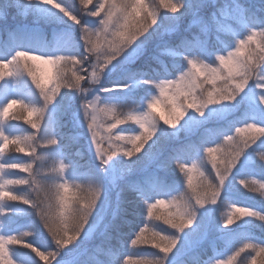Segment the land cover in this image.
Wrapping results in <instances>:
<instances>
[{"label":"snow or ice","instance_id":"1","mask_svg":"<svg viewBox=\"0 0 264 264\" xmlns=\"http://www.w3.org/2000/svg\"><path fill=\"white\" fill-rule=\"evenodd\" d=\"M38 3L58 10L76 31L60 30L40 51L18 48L0 58V85L23 79L35 97L0 101V217L13 211L10 203L26 206L54 247L37 248L24 239L28 231L0 232V264H23L12 255L17 246L56 264L62 252L96 234L105 243L80 264H166L178 249L189 264H264V211L230 202L222 223L211 215L228 202L229 179L251 187L247 177L256 175H234L249 152L261 171L252 191L264 202V2L229 4L242 31L222 47V11L214 0ZM37 25L31 0H4L0 28L17 33ZM110 68L125 74L123 83L103 85ZM130 86L144 92L135 106L104 95ZM66 95L75 102L71 111L60 103ZM21 120L29 127L8 131ZM81 136L96 163L70 178L79 163L67 149ZM9 148L23 155L5 158ZM177 184L175 195L167 191ZM133 203L140 223L126 233ZM245 218L247 234L227 258L208 256L213 237ZM137 246L159 255L132 261L131 253L120 254V247Z\"/></svg>","mask_w":264,"mask_h":264},{"label":"trees","instance_id":"2","mask_svg":"<svg viewBox=\"0 0 264 264\" xmlns=\"http://www.w3.org/2000/svg\"><path fill=\"white\" fill-rule=\"evenodd\" d=\"M31 2H32V6L35 9L36 16L38 17V22H40L38 23L40 25L37 26L41 28L37 30L33 29L32 31H28V32H17V33H11L10 31L0 28V58H5L11 55L12 52L18 48L32 50V51H40L52 43L50 42V39L54 36V34L59 32L60 30H63V32L72 31V33H75L76 31L75 26L70 21H68L66 17H63L62 13H60L58 10L54 9L51 12H48L47 14L44 15V12L43 13L40 12V10L37 7V0H31ZM67 2L74 5L75 7L80 6L79 0H67ZM93 2H96V0H93ZM232 2L233 0H214V3L222 11V17L220 20L222 31L218 34L220 37V40L217 41L218 47H222L223 43L225 42V38L230 37L233 32L242 31L241 25L238 24L234 19L235 13L233 11H230L228 7L229 4H231ZM241 2L248 3L251 6L255 7L257 4L264 2V0H241ZM3 6H4V0H0V10H2ZM42 20L45 21L46 23L43 22ZM184 23L185 24L187 23V19H185ZM257 39H259V37H257ZM164 59L166 63L170 64L172 62L170 57H164ZM115 70L116 69H114V71ZM154 74L155 73L149 70V75H154ZM124 80H125V74L123 72H120L119 74H111L106 77H103V85L105 87H108L112 83H123ZM22 89L25 92V94L30 91L28 97L29 99H31V97L34 96L33 91L30 89V87L28 88L23 86L20 89V92L22 91ZM104 95H106L111 102H122L126 106H135L138 103H140L141 97L144 95V92L140 87L136 86L135 88H129L123 91H113L110 94H104ZM248 95L249 96L254 95V91L252 89H249ZM25 99L29 100L27 98ZM60 103L63 106L68 107V105L66 104V99H62ZM13 123L15 125L12 126L13 128L12 130L15 131L14 133H19V131L16 130L18 128L21 129L20 125H23L24 122L14 121ZM83 140L84 141L87 140L85 136H83ZM206 146H210V144ZM8 150L10 151L5 152L6 158L9 156V158L12 159L11 157H14L15 155L17 156L21 155L20 153L13 152L15 150L12 151V148H9ZM73 159L75 161H78V159L75 158ZM244 160H245V165L241 166L234 173V175L236 176H245L249 174L256 175L255 177L253 176L247 177L251 187L249 189H245L242 186H240L238 183H236L234 180L229 179L224 194V198L227 199L228 202L221 203L220 205L215 206L211 214L214 223L218 221L222 223L223 219L226 218V215L230 210L228 206L230 202H237L239 203L238 206H246V205L253 206L260 209L261 211H264V202H261L259 196L255 195L257 192L252 191L253 188L256 189L259 188L258 184L252 185V180L259 179L260 178L259 175H261L259 161L253 156L251 152H249L247 156L244 157ZM252 160H256V164L249 166L248 162ZM88 163L91 165L84 167L83 172H85L87 169L95 165L92 158ZM73 172H74L73 175H75L74 178H80V172H77L75 170H73ZM194 182H199V178L197 177L194 180ZM167 191L175 195L176 194L175 192L179 191L178 184L170 185L167 188ZM129 209H130V213L133 215L134 223L124 229L126 233L130 232L132 229L136 227L138 223H140V217L136 215L137 209L134 203L129 204ZM33 219L35 225L36 224L39 225L38 221H36L34 217ZM39 227L43 233V236L45 237V238H39L40 240L39 245L40 246L43 245L41 249L51 250V248L54 247V245L51 244L50 238L47 236V234L42 229V227L40 225ZM249 227H250V221L247 218H245L234 224L231 227V229H224L222 233H218L213 237L211 245L206 246L208 253L207 255L214 256L215 258L226 259L227 254L224 253H227V251H229V248L231 246H234L235 244L239 243L240 240L244 238V236L247 234V229H249ZM121 239L126 240L127 236L126 235L122 236ZM104 243H105L104 238L99 234H96L90 240L82 239L81 241H78L77 244L74 246L73 251H67L68 259L66 264H80V261L85 260L87 255L92 253L93 249L97 245H102ZM126 251L132 254V261H135L142 257H147L151 259L152 254L159 255L156 249H152L150 247L137 246V247H130L128 249L126 247H120L121 255ZM38 264H42V263L38 262ZM166 264H189L188 253H186L183 249H178L175 257L170 256L166 261Z\"/></svg>","mask_w":264,"mask_h":264},{"label":"rangeland","instance_id":"3","mask_svg":"<svg viewBox=\"0 0 264 264\" xmlns=\"http://www.w3.org/2000/svg\"><path fill=\"white\" fill-rule=\"evenodd\" d=\"M37 7L40 10V12H44V15L47 14L48 12H51L52 8H50L49 6H45L42 4L38 3L37 0ZM41 21V20H39ZM43 21V20H42ZM45 22V21H43ZM40 23V22H38ZM46 23V22H45ZM40 25V24H38ZM41 28V27H40ZM39 26H37L34 30L40 29ZM65 34L67 33H72V31H65ZM54 36L50 39V42H53ZM41 70L38 69V73ZM121 71H119L118 69H116L114 71V68H110L109 71H107L104 75V77L111 75V74H119ZM103 79V78H102ZM30 87V89L32 90L31 86L29 83L25 82L23 79L19 80L16 83H9L8 87L5 88L3 85H0V101H2L6 95H11V94H16L19 96H22L23 98H27L29 99V92H27L25 94V92L22 91L20 92V89L22 87ZM136 86H130L129 88H135ZM128 88V89H129ZM29 89V90H30ZM127 90V89H125ZM114 91H123V90H114ZM34 96L31 97V99H33ZM62 99H66V104L68 105L69 111L73 110L75 108V102L70 100L69 97L66 95L64 96ZM64 102V101H63ZM18 114H19V110ZM20 122H23L22 120ZM70 123V122H69ZM21 129L18 128L16 131H21L23 132L25 130V128H28L29 126L26 124L20 125ZM12 126L8 127V131L10 132H15L14 130H12ZM16 129V128H15ZM212 146V145H210ZM15 150L14 148H12V151ZM68 152H70L72 154V158L78 159V167L75 169V171L83 173V168L87 167L89 164L88 162L90 161V159H93L94 164L96 163V161L94 160V158L92 157L91 153L88 150V146H87V140L84 141L83 140V136L80 137V142L79 144H73V145H69L68 147ZM6 151H10L8 149H6ZM77 151H79V154H77ZM15 152V151H13ZM16 153V152H15ZM89 154V155H87ZM23 154L17 156L15 155L14 157H11V160H16L17 158L21 157ZM74 156V157H73ZM6 158V157H5ZM9 158V156L7 157ZM88 162H87V161ZM73 170H70L68 173V176L70 178H74L75 175H73ZM6 178H11V177H6ZM197 178L196 174L194 173V180ZM256 196H259V192H257L255 194ZM9 208H12L13 211H11L10 213L7 214V216L4 217H0V220L4 221L5 223L3 225H0V232H14L16 234H21L25 231L31 232V235L25 236L24 239L31 242L33 245H35L37 248H42V246H40V240L39 238H45L43 236L42 231L40 230L39 225H35L34 223V219L28 211H26V206L23 205H19V204H8L6 205ZM35 218V217H34ZM36 226V227H35ZM116 242V241H114ZM117 243V242H116ZM67 251H64L60 254V256L57 257V262L56 264H66L67 263ZM12 255L13 257L18 260V261H22L23 264H38L39 262V258L35 256V254L27 248H20V247H16L12 249ZM41 263L43 264V261H41Z\"/></svg>","mask_w":264,"mask_h":264},{"label":"bare ground","instance_id":"4","mask_svg":"<svg viewBox=\"0 0 264 264\" xmlns=\"http://www.w3.org/2000/svg\"><path fill=\"white\" fill-rule=\"evenodd\" d=\"M208 254V253H207ZM205 258H207V257H205Z\"/></svg>","mask_w":264,"mask_h":264}]
</instances>
